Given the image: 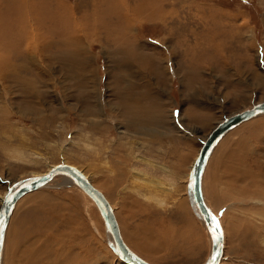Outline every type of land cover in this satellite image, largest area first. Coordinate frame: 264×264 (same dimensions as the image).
Masks as SVG:
<instances>
[{
  "label": "rangeland",
  "instance_id": "rangeland-1",
  "mask_svg": "<svg viewBox=\"0 0 264 264\" xmlns=\"http://www.w3.org/2000/svg\"><path fill=\"white\" fill-rule=\"evenodd\" d=\"M191 91L217 105L205 126L182 118ZM263 101L264 0H0V206L13 183L68 164L150 264H206L191 169L217 124ZM203 193L220 264H264V115L219 141ZM7 228L3 264H126L66 176L22 198Z\"/></svg>",
  "mask_w": 264,
  "mask_h": 264
},
{
  "label": "water",
  "instance_id": "water-1",
  "mask_svg": "<svg viewBox=\"0 0 264 264\" xmlns=\"http://www.w3.org/2000/svg\"><path fill=\"white\" fill-rule=\"evenodd\" d=\"M264 114V101L254 105L248 110H244L231 117L225 118L208 136L206 142L203 143L201 151L195 161V164L190 173V177L193 181V194L196 201L198 210L202 214L203 219L209 228V231L213 239V230L216 229L218 219L211 213L207 207L201 189V179L204 172L206 162L210 156V152L214 145L226 134L231 128L246 122L253 117ZM65 174L70 176L76 183L91 197V199L97 204L100 212L106 222L108 229L111 231L114 241L118 247L120 255L129 264H147L137 256H135L125 244L114 211L106 199L105 195L95 188L87 178L75 167L67 164H59L52 168L48 173L37 176L22 179L13 183L6 192L3 205L0 208V264L2 261V250L4 246V237L8 226L9 219L14 210L16 203L24 196L37 191L45 187L56 176ZM218 233L220 239L218 242L213 241L212 256L206 264H218L223 254V234L219 227ZM113 249H115L113 247Z\"/></svg>",
  "mask_w": 264,
  "mask_h": 264
},
{
  "label": "bare ground",
  "instance_id": "bare-ground-1",
  "mask_svg": "<svg viewBox=\"0 0 264 264\" xmlns=\"http://www.w3.org/2000/svg\"><path fill=\"white\" fill-rule=\"evenodd\" d=\"M31 10V9H30ZM25 11V10H24ZM26 11H27V9H26ZM34 11V10H33ZM28 12V11H27ZM17 13V12H16ZM20 14H21V12H19ZM29 16V15H28ZM42 16V15H41ZM19 17H20V15H19ZM22 22H24V20L22 21ZM70 23V22H69ZM10 29H11V31H10ZM10 29H9V31L10 32H13L14 30V25L13 26H11L10 27ZM124 94H126V93H124ZM128 97V96H127ZM133 98V97H132ZM132 98H128V99H132ZM127 101V100H126ZM260 103V102H259ZM258 104V103H257ZM256 105V104H255ZM253 107V106H252ZM252 107H250V108H252ZM250 108H247V109H244V110H248V109H250ZM244 110H242V111H244ZM242 111H240V112H242ZM240 112H238V113H240ZM125 114L126 115H130V116H132L133 118H136V116H135V113H134V111H133V108H127L126 109V112H125ZM235 114H237V113H235ZM235 114H233V115H235ZM233 115H231V116H233ZM261 115H264V114H260V115H257V116H255V117H253L252 119H250V120H248V121H246V122H243V123H241V124H239V125H236L235 127H233V128H231L226 134H228L230 131H232L233 129H235V128H237L238 126H240V125H242V124H244V123H247V122H249V121H251V120H253L254 118H256V117H259V116H261ZM231 116H229V117H231ZM228 118V117H227ZM223 121V120H222ZM221 121V122H222ZM220 122V123H221ZM219 123V124H220ZM219 124H217V126L219 125ZM216 126V127H217ZM215 127V128H216ZM214 128V129H215ZM213 129V130H214ZM212 132V131H211ZM210 132V133H211ZM226 134H224V136L226 135ZM210 135V134H209ZM208 135V136H209ZM208 136L206 137V139H205V141L204 142H206V140H207V138H208ZM223 136V137H224ZM222 137V138H223ZM221 138V139H222ZM220 139V140H221ZM219 140V141H220ZM219 141L214 145V147H213V149L211 150V152H210V156H211V154L213 153V150H214V148L216 147V145L219 143ZM202 148V147H201ZM200 151H201V149H200ZM200 151H199V153H200ZM199 155V154H198ZM210 156H209V158H210ZM198 157V156H197ZM208 158V159H209ZM207 162H208V160H207ZM206 162V163H207ZM194 164H195V162H194ZM68 165V164H67ZM57 166V165H56ZM55 166V167H56ZM194 166V165H193ZM205 167H206V165H205ZM52 168H54V167H51L50 168V170L52 169ZM193 168V167H192ZM77 169V168H76ZM49 170V171H50ZM79 170V169H78ZM204 170H205V168H204ZM49 171H47L46 173H48ZM80 172H81V170H79ZM191 171H192V169H191ZM45 173V174H46ZM82 173V172H81ZM191 173V172H190ZM83 175H84V173H82ZM203 174H204V172H203ZM203 174H202V179H201V189H202V195H203V198H204V201H205V203H206V205H207V207L209 208V210L211 211V213L218 219V223H219V227H220V229H221V232H222V234H223V254H222V257L220 258V261H219V263L218 264H220V262H221V260L223 259V256H224V244H225V232H224V227H222L223 225L221 224V220L219 219V217L216 215V213L213 211V209L209 206V203L207 202V200L205 199V197H204V193H203ZM44 175V174H43ZM40 176H42V175H40ZM59 176V175H58ZM65 176L66 177H68L69 178V180H70V182L73 184V185H76L80 190H82L83 191V189H81V187H79V185L76 183V181H74L70 176H68V175H65V174H61V177H64L65 178ZM85 176V178H87L88 179V177L86 176V175H84ZM57 177V176H56ZM55 179V178H54ZM53 179V180H54ZM52 180V181H53ZM189 183L191 184H189V189H191V202H192V204H193V206H194V208H195V210H196V212H197V214H198V216H199V218H200V221L203 223V225H204V227L206 228V231L207 232H209V234H210V237H211V241H212V247H213V239H212V235H211V233H210V231H209V228H208V226H207V224H206V221L203 219V217H202V214L200 213V211L198 210V207H197V205H196V201H195V198H194V194H193V181H192V179H191V177L189 176ZM51 181V182H52ZM88 181L91 183V181L88 179ZM50 182V183H51ZM50 183H48L45 187H47ZM92 184V183H91ZM95 188H97L94 184H92ZM190 186H191V188H190ZM45 187H43V188H45ZM43 188H41V189H43ZM41 189H39V190H41ZM98 189V188H97ZM99 190V189H98ZM38 191V190H37ZM100 191V190H99ZM34 192H36V191H34ZM84 193H85V191H83ZM33 193V192H32ZM31 194V193H30ZM87 196H89L87 193H85ZM6 195V194H5ZM29 195V194H28ZM27 196V195H26ZM26 196H24V197H26ZM23 197V198H24ZM106 197V196H105ZM4 198H5V196H4ZM4 198L2 199V203H1V206H0V208L2 207V205H3V201H4ZM91 198V197H90ZM107 199V198H106ZM21 200V199H20ZM20 200L16 203V205H15V207H14V210H15V208H16V206H17V204L20 202ZM108 200V199H107ZM110 203V202H109ZM97 205V204H96ZM111 205V204H110ZM111 207H112V205H111ZM14 210H13V212H14ZM112 210H113V208H112ZM114 211V210H113ZM13 212H12V214H11V217H12V215H13ZM114 214H115V216H116V213L114 212ZM11 217H10V219H11ZM10 219H9V221H10ZM116 219H117V216H116ZM105 221V220H104ZM117 222H118V219H117ZM8 224H9V222H8ZM107 226V225H106ZM118 226H119V229H120V225H119V222H118ZM8 227V226H7ZM7 231H8V228L6 229V233H5V237H4V246H3V250H2V261H1V264H3V256L5 255L4 254V250H5V240H6V236H7ZM108 231L110 232V235H111V238H112V244H111V246L112 247H114L115 249V251H116V253H118L119 255H120V252H119V250H118V247H117V245H116V243H115V241H114V238H113V235H112V233H111V231L108 229ZM120 233H121V229H120ZM121 236H122V233H121ZM122 238H123V236H122ZM124 240V239H123ZM126 244V243H125ZM152 246H153V244H152ZM152 246H151V248H152ZM128 247V246H127ZM129 248V250L135 255V256H137L138 258H140L141 260H143L145 263H147V264H150L148 261H146L144 258H142L141 256H139L137 253H135L130 247H128ZM213 249V248H212ZM41 250V249H40ZM113 250V251H114ZM31 251V250H30ZM42 251V250H41ZM44 251V250H43ZM114 251V252H115ZM28 254H30V253H28ZM27 254V255H28ZM31 254H33V253H31ZM29 256V255H28ZM40 256H41V254H40ZM212 256V255H211ZM42 257V256H41ZM43 257H46V256H43ZM29 259H30V257H28ZM33 258H36V257H33ZM120 258L122 259V261H124V263H126V264H129V263H127L123 258H122V256L120 255ZM211 258V257H210ZM45 259V258H44ZM68 259V258H67ZM36 260H38V259H36ZM35 260V261H36ZM69 260V259H68ZM70 261V260H69ZM68 261V262H69ZM66 262H67V260H66ZM73 264V263H72Z\"/></svg>",
  "mask_w": 264,
  "mask_h": 264
},
{
  "label": "crops",
  "instance_id": "crops-1",
  "mask_svg": "<svg viewBox=\"0 0 264 264\" xmlns=\"http://www.w3.org/2000/svg\"><path fill=\"white\" fill-rule=\"evenodd\" d=\"M192 94H190L192 99H190V103L187 105V108L184 110V114L182 118L186 119V124H190L193 127H199V126H205V119L209 122L211 119H213L214 107L217 105H211V104H205L203 100V95L209 96L210 93H206V91H191ZM208 105V106H207ZM165 106V105H164ZM163 104H160V106H154V109L156 110L154 114H157V116H163V111H166L167 107H164ZM151 109V108H150ZM159 111V112H158ZM152 113V111L150 110ZM199 123V125H197ZM158 128H162V125H156ZM157 133L150 134V137L156 136ZM166 135V132H165ZM171 136V134H170ZM166 137V136H165ZM121 229V228H120ZM122 233V232H121ZM123 236V235H122ZM124 239V238H123ZM125 241V240H124Z\"/></svg>",
  "mask_w": 264,
  "mask_h": 264
},
{
  "label": "snow or ice",
  "instance_id": "snow-or-ice-1",
  "mask_svg": "<svg viewBox=\"0 0 264 264\" xmlns=\"http://www.w3.org/2000/svg\"><path fill=\"white\" fill-rule=\"evenodd\" d=\"M219 225H216V229L213 230V241L218 242L220 239V234L218 233Z\"/></svg>",
  "mask_w": 264,
  "mask_h": 264
}]
</instances>
